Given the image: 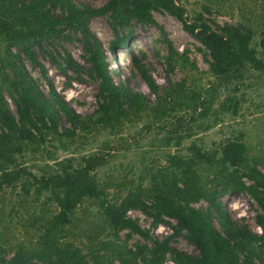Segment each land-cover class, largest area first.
Segmentation results:
<instances>
[{
    "label": "trees",
    "instance_id": "16d2710c",
    "mask_svg": "<svg viewBox=\"0 0 264 264\" xmlns=\"http://www.w3.org/2000/svg\"><path fill=\"white\" fill-rule=\"evenodd\" d=\"M211 8L204 6L205 13L210 14ZM153 11L175 17L202 46L198 50L214 78L206 95L185 77L172 81L167 76L168 85L160 87L142 58L133 55L136 70L154 96L150 103L116 70L107 68L104 51L89 30V18L108 14L113 49L126 47L125 26L156 23ZM185 14L179 0H107L97 8L74 0H0V264H164L167 257L174 264H264V171L248 157L240 139L211 151L191 143L186 154H170L167 163L142 169L136 179L98 181L95 169L105 162L101 153L82 156L75 163L55 161L40 175L18 160L24 152L43 153L49 136L60 141L74 138L78 131L116 132L141 113L150 123L162 121L168 110L187 112L173 115L171 132L179 145L183 135L178 133L194 119L186 117L206 116L217 86L241 81L247 69L264 71V39L260 52L251 47V26L211 20L212 28L204 12L189 19ZM64 29L79 31L90 73L99 78L96 107L88 114L73 110L50 83L44 93L23 64L25 57L44 73L33 44L42 49L41 43L62 35ZM165 40L167 73L176 66L196 68L186 51H176ZM12 46L19 48L14 52ZM52 51L48 50L50 58L61 70L68 67L78 73L83 69L69 53L61 57L62 66ZM224 102L219 104L222 111L229 109ZM61 118L67 126L61 127ZM108 186L115 189L111 196ZM231 190L254 200L260 232L230 219L221 195ZM200 200L206 202L204 209L192 205ZM129 210L141 211L153 226L168 224L172 233L151 237L148 228L128 216ZM122 231H126L123 239ZM134 234L140 240L128 245ZM179 234L197 249L196 255L172 246V238Z\"/></svg>",
    "mask_w": 264,
    "mask_h": 264
},
{
    "label": "rangeland",
    "instance_id": "374dc122",
    "mask_svg": "<svg viewBox=\"0 0 264 264\" xmlns=\"http://www.w3.org/2000/svg\"><path fill=\"white\" fill-rule=\"evenodd\" d=\"M106 1L74 0L77 4L93 8L102 6ZM179 1L186 10L187 19L198 12H204V17L212 28L214 24L210 22L211 20L221 25L224 23L248 24L253 29L250 46L258 52L262 50L264 0ZM207 5L212 7L210 14L205 13L204 6ZM153 18L156 23L132 22L129 26H125L124 32L128 33L126 47L120 46L113 49L109 47L111 41L114 40V34L108 25V14L89 18V30L104 51L109 71L116 70L122 81L153 103V94L133 64V55H135L142 58L141 62L145 64L150 75L160 87L168 85L167 76L172 81H179L185 77L191 86L206 95L208 86L214 78L208 74L207 62L198 50L202 47L200 43L182 28L180 21L166 11H153ZM160 26L162 29L159 28ZM60 33L62 35L53 36L41 43L42 49L37 44H33L44 73L40 66L33 64L25 57H23L24 67L44 93L48 92V83H50L73 110L80 114H88L96 107L95 96L99 78L90 73V64L86 59L87 54L83 48V39L79 31L64 29ZM165 38L176 51H186L189 60L195 63L196 68H191L189 65L184 68L176 66L167 73L163 58L168 52ZM18 48L12 46L14 52ZM48 50H53V57L62 66L64 64L61 57L69 53L83 69H80L78 73L68 67H63L61 70L50 58ZM113 80L118 81L115 76ZM4 94L10 108L14 111L15 108L8 94L5 92ZM222 101H225V105H229L228 110L219 109ZM235 101L237 103L236 113H233L232 107ZM175 113L184 115L187 112L168 110L167 118L151 123L146 113H141L134 120L124 123V126L116 132L106 129L96 133L78 131L74 138L60 141L52 140L49 136L44 141L45 151L43 153L24 152L22 158L18 157V160L23 162L22 165H25L31 172L40 175L47 165L55 166V161L71 159L75 163L80 161L82 156L101 153L104 154L105 162L95 169L98 181L116 177L123 179L125 176L136 179L142 169L151 165L155 166V164L160 166L167 163L168 155L186 154V149L191 143L211 151L226 141L240 139L246 146L248 157L257 162L259 169L264 171V71L247 69L241 81L217 86L210 112L204 117H198L197 113L186 117L193 116L194 119L189 120L183 132L178 133L183 135L179 145H176V138L171 132L175 125L173 121ZM62 126H67L63 118H61ZM245 182L248 183L246 180ZM107 191L111 196L115 189L108 186ZM221 201L230 219L239 224H246L254 232H260L255 222L257 205L248 194L231 190L221 195ZM192 205L204 209L206 202L200 200ZM8 209L9 205L5 211ZM127 214L136 219L141 227L148 228L151 237L162 238L172 233L170 226L166 223L151 225V218L139 210H132ZM165 219L168 220L166 217ZM125 233L126 231L120 232L121 239L124 238ZM138 239L140 240L134 234L129 238L128 245H133ZM171 244L188 253L194 255L198 253L183 234L172 238ZM164 264L174 263L167 257Z\"/></svg>",
    "mask_w": 264,
    "mask_h": 264
},
{
    "label": "built area",
    "instance_id": "2783aa9c",
    "mask_svg": "<svg viewBox=\"0 0 264 264\" xmlns=\"http://www.w3.org/2000/svg\"><path fill=\"white\" fill-rule=\"evenodd\" d=\"M130 212H132V210H129L127 213H130Z\"/></svg>",
    "mask_w": 264,
    "mask_h": 264
}]
</instances>
